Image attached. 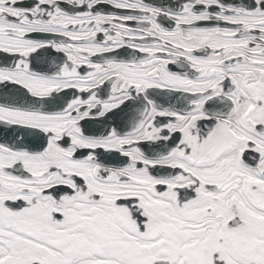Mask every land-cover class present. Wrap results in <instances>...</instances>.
Masks as SVG:
<instances>
[{
    "label": "snow or ice",
    "instance_id": "6c2138e0",
    "mask_svg": "<svg viewBox=\"0 0 264 264\" xmlns=\"http://www.w3.org/2000/svg\"><path fill=\"white\" fill-rule=\"evenodd\" d=\"M0 264H264V0H0Z\"/></svg>",
    "mask_w": 264,
    "mask_h": 264
},
{
    "label": "water",
    "instance_id": "95a60500",
    "mask_svg": "<svg viewBox=\"0 0 264 264\" xmlns=\"http://www.w3.org/2000/svg\"><path fill=\"white\" fill-rule=\"evenodd\" d=\"M237 2H239V0H237Z\"/></svg>",
    "mask_w": 264,
    "mask_h": 264
}]
</instances>
